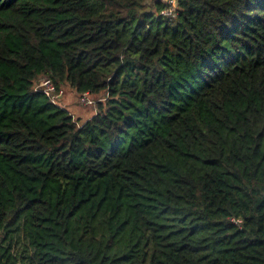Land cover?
Listing matches in <instances>:
<instances>
[{"label":"trees","instance_id":"trees-1","mask_svg":"<svg viewBox=\"0 0 264 264\" xmlns=\"http://www.w3.org/2000/svg\"><path fill=\"white\" fill-rule=\"evenodd\" d=\"M166 7L0 0V264H264V0Z\"/></svg>","mask_w":264,"mask_h":264},{"label":"built area","instance_id":"built-area-1","mask_svg":"<svg viewBox=\"0 0 264 264\" xmlns=\"http://www.w3.org/2000/svg\"><path fill=\"white\" fill-rule=\"evenodd\" d=\"M164 4L167 5L165 9L161 12V15L173 17L177 7V0H162ZM36 91L43 93L47 96L51 102L57 105H61L63 98H65L66 93L63 89H58L52 80L48 77H44L40 80L38 88H35ZM79 101L82 105H94V101L89 97V94H84L79 96Z\"/></svg>","mask_w":264,"mask_h":264},{"label":"rangeland","instance_id":"rangeland-1","mask_svg":"<svg viewBox=\"0 0 264 264\" xmlns=\"http://www.w3.org/2000/svg\"><path fill=\"white\" fill-rule=\"evenodd\" d=\"M164 1V0H163ZM168 2V0H166ZM42 79V78H41ZM40 80L37 82L36 87L38 88ZM35 87V88H36ZM69 92H65L66 96L62 100V107L67 108L66 111L71 113L75 119L85 122L97 113L98 101H103L102 96L94 97V105H82L79 101V96L75 91L68 89Z\"/></svg>","mask_w":264,"mask_h":264}]
</instances>
